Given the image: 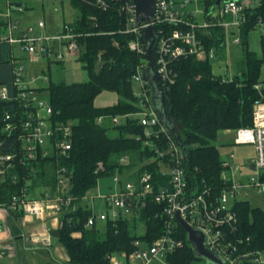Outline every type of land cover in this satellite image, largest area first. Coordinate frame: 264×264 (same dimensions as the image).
I'll use <instances>...</instances> for the list:
<instances>
[{"label":"built area","instance_id":"obj_1","mask_svg":"<svg viewBox=\"0 0 264 264\" xmlns=\"http://www.w3.org/2000/svg\"><path fill=\"white\" fill-rule=\"evenodd\" d=\"M36 1L44 3L47 0ZM54 1L61 4L65 0ZM87 1L103 12L117 4L114 8L124 19L119 33L129 37L127 48L143 57L131 75L136 111L99 116L96 123L101 125L108 121L111 126H122L130 120L139 126L141 132L133 135V138L151 153V157L141 165L155 163L166 179L163 185L154 190L152 174L147 170L140 171L135 180L115 172L108 193L85 196L92 207L95 200H99L101 206L95 216L89 217L86 226L96 221H114L132 216L146 207L149 197L162 206L164 233L149 245L135 241V249L129 254L121 252L110 255L109 264H166L167 254L183 245V241L174 235L176 214L205 236V248L219 255L225 264H264V252L242 249L243 240L235 235L237 213L233 210L235 203L246 201L248 190L264 200V101L254 103L250 125L235 130L232 142L254 146L255 156L246 161L244 167L255 175L249 176L247 183L233 179L228 160L233 158V154L230 153L222 162L221 178L226 182L225 187L213 194L205 185L190 187L181 148L165 127L152 102L151 86L142 76V71L147 70L149 64L144 55V28L153 30L155 42L152 54L155 58L152 57L157 80L163 90L176 79V72L170 66L172 62L188 57L197 60L216 57L214 50H206L202 43V37L209 35L210 29L222 28L227 45L238 43L239 38H229V34L232 29L238 30L245 23L248 2L221 0L219 4L210 6L212 0H154L155 12L147 21H138L132 0ZM24 11L25 6L10 2L0 9V46H10L9 63L12 65L10 86L0 84V101L10 102L14 106L12 110L5 111L1 118L0 179L10 176L16 183L18 169L30 167L29 174H32L35 164L51 158L54 162L53 183L39 197H33L27 187H22L18 194L11 197L9 205L0 207L8 212L22 213L23 217L43 221L48 216L58 215L73 200L66 194L68 170L59 161L67 158L72 148L74 122L57 120L49 101L42 97L49 83L48 74L42 71L36 75L28 74L20 61L27 58L32 62L43 60L44 63H60L65 58L77 59L80 47L76 41L78 35L70 26L63 25L62 33L51 36L43 32V19L35 24L18 25L17 19ZM255 29L264 33V22L258 20ZM56 42L58 49L54 47ZM128 164V157L119 159L121 167ZM104 169L103 163L98 162L95 173H102ZM26 240L33 245L49 247L53 238L50 228L42 225V229L28 233Z\"/></svg>","mask_w":264,"mask_h":264},{"label":"trees","instance_id":"obj_2","mask_svg":"<svg viewBox=\"0 0 264 264\" xmlns=\"http://www.w3.org/2000/svg\"><path fill=\"white\" fill-rule=\"evenodd\" d=\"M25 1L10 0V3L24 5ZM216 1L212 0L210 6H214ZM69 2L76 11V17L63 25L72 27L78 35L76 41L80 50L77 60L86 72L87 80L71 84L52 82L49 71L47 73L50 83L44 95L54 117L74 122L72 148L68 157L59 161L68 170L66 194L73 200L57 215L60 224L53 230L52 238L64 248L69 264H109L110 255L129 254L135 249V241L149 245L164 233L162 206L149 197L146 207L132 216L96 221L86 226L89 217L96 214L94 205L92 207L85 199L86 194L96 187L101 177H112L115 172L129 173L127 179L135 180L140 171L147 170L152 174L154 190L166 179L155 163L141 165L151 157V153L133 138L141 132L139 126L130 120L122 126L96 123L99 116L122 115L137 109L131 75L143 57L131 52L127 48L129 37L119 33L124 19L114 8L117 4L103 12L87 0ZM245 15V23L236 32L239 41L233 44L240 48L241 60L235 62L231 77L213 72L212 61L225 62L227 47L225 31L215 27L209 30V35L202 37V43L206 50L213 49L216 57L205 60L188 57L172 62L170 66L176 72V79L163 88L174 130L186 147L184 169L190 187L205 185L213 194L219 193L226 184L221 178L223 159L214 142L221 131L249 126L254 103L264 101V94H261L264 82L259 79L260 68L264 65V36L259 39L260 55L249 46L250 32L255 30L258 20L264 22V0L248 6ZM234 34L230 32L229 38ZM9 48L8 44L0 46V84L10 86L12 65L9 63ZM102 91L114 92L118 96L116 104L96 107L93 101ZM12 108L14 106L10 102L0 101V130L3 113ZM111 131L116 135H110ZM122 156L129 158V164L124 168L119 165ZM50 159L35 164L32 174H29L30 167L18 169L16 183L10 176L0 179V205H9L11 197L22 187H27L33 197L37 193L41 196L44 190L52 187L54 162ZM98 162L104 165L102 173H95ZM233 210L237 213L235 235L243 240L242 249L264 252V211L251 207L248 201L235 203ZM9 213L17 218L22 216V213L12 210ZM175 222L174 235L183 241V245L168 253L165 263L208 264L194 253L185 230L177 220Z\"/></svg>","mask_w":264,"mask_h":264},{"label":"rangeland","instance_id":"obj_3","mask_svg":"<svg viewBox=\"0 0 264 264\" xmlns=\"http://www.w3.org/2000/svg\"><path fill=\"white\" fill-rule=\"evenodd\" d=\"M8 2H10V0H0V9L5 7ZM45 2L47 3L44 4V11L40 9V4H34L35 9L32 13H27L24 17L17 19L19 22L18 25H27V23L34 24L38 20L43 19L46 25V34L53 36L62 33L64 27L63 24L72 22L74 16H76V11L71 7L68 0H65L64 3H61L63 6H60L58 11H54L53 7L49 5L51 1L47 0ZM231 32L235 33L232 36H237V29L234 28ZM258 33L260 32L256 31L250 36L249 41L251 44L249 46L252 51L260 55ZM54 47H56V49L59 48L58 42H56V46ZM234 50L235 51L232 52L231 58L226 63L221 60L212 61L213 72L215 74L227 75L228 77L233 75L235 71V62L239 63L241 60L240 48L236 46L234 47ZM20 63L23 65L25 72L28 74L31 72H33L35 75L40 73V71L45 68V65L47 68V64H44L43 60L32 62L26 58L22 59ZM50 65L49 74L52 82L64 81L67 84H71L81 83L87 80L86 72L83 70L81 63L77 59L65 58L61 63ZM45 72L48 73V70H45ZM259 76L260 81L264 82V65H262L260 68ZM42 97L45 98V95L42 94ZM117 101L118 96L114 92L102 91L100 94H98V96H96L93 102L96 107L103 108L113 106ZM105 124L107 125L109 122L105 121ZM234 131L235 130L221 131L218 135V138L214 142V145L218 148L220 157L222 159L227 158L228 154L230 153L233 154V158L228 159L229 168L232 175L231 177L236 180H241L243 183H247L249 176L255 175V173L250 172L244 166L246 161L252 159L255 156V149L254 146L250 144H233ZM109 134L112 136L116 135V133L113 131H111ZM128 175L129 173H126V176ZM97 182L98 183L96 187L88 192L90 197L97 196L98 194L101 195L108 193L110 185H112V180L109 176L101 177V179H99ZM38 194L39 193H37L36 197H39ZM246 201H248L251 207L259 208L264 211V200L257 197L255 192L252 190H248ZM94 207L97 212L101 210L99 200L94 201ZM18 232H20V230L16 222L11 218L10 213L5 208L0 207V259L13 258L14 261H17V264H25L26 257L24 252L26 251V244L23 238L15 239V235L18 234ZM49 250L50 249L41 248L39 252L44 256H48V254H50ZM13 260L11 261L13 262ZM12 262L8 261V263Z\"/></svg>","mask_w":264,"mask_h":264},{"label":"water","instance_id":"obj_4","mask_svg":"<svg viewBox=\"0 0 264 264\" xmlns=\"http://www.w3.org/2000/svg\"><path fill=\"white\" fill-rule=\"evenodd\" d=\"M122 1V0H120ZM221 0L216 1V5L220 3ZM135 4L136 9V17L138 21H147L149 16H151L155 12V2L154 0H132ZM143 41L145 47V57L148 60V69L142 71V76L145 78L151 86L152 91V102L158 111L160 117L162 118L165 127L171 132L174 136L177 144L180 146L182 155L184 157V162L186 161V147L179 141L178 136L174 130V121L168 113L169 105L167 100L165 99L164 91L161 89L157 75L155 72V63L152 57V47L155 42V37L153 35V30L150 27L143 29ZM261 94H264V86L261 88ZM176 219L179 222L180 226L186 232V239L188 240L191 248L194 253L204 259L208 264H225L224 260L214 252L209 251L204 246L205 236L198 230L193 229L187 223L182 220L178 214H176ZM57 233H53L56 235Z\"/></svg>","mask_w":264,"mask_h":264},{"label":"crops","instance_id":"obj_5","mask_svg":"<svg viewBox=\"0 0 264 264\" xmlns=\"http://www.w3.org/2000/svg\"><path fill=\"white\" fill-rule=\"evenodd\" d=\"M49 1H51L49 5H51L53 7L54 11H58L60 9V6L61 7L63 6V4H59L54 0H49ZM245 1L248 2L249 6H254L258 0H245ZM45 3H47V2L40 3L39 1H36V0L25 1V4L23 5V6H25V11L20 17H24L27 13H32L33 10L35 9L34 4H40V6H41L40 9L42 11H44V4ZM55 8H57V9L55 10ZM75 17L76 16H74V18ZM25 25L26 24H23V26H25ZM27 25H29V23H27ZM45 27H46V25H45ZM45 27L43 29L44 33H45ZM256 31L260 32V33H258V40L260 39V36H264V33L262 30H260V29L256 30L255 29L252 32H250L249 38ZM46 35H48V34H46ZM250 44L251 43L249 41V45ZM236 46L237 45H233L230 43L227 45V47H226V61L225 62H227L231 58L232 52L235 51L234 47H236ZM44 64H47V68L45 65V68L42 69V72L47 73V72H45V70H48L50 73V66H51L50 64H58V63H50L49 62V63H44ZM31 73H33V72H31ZM10 216L16 222V224L20 230V232H18V234L15 235L16 236L15 239L23 238V240L25 241V244H26V246H25L26 251L24 252L25 257H26L25 258V264H69L68 256H67L64 248L60 244H57L56 240L53 239L52 244L49 247H43V245L40 246L37 244L33 245L28 240H26L28 233L42 229V225H46L48 228H50L51 234H52L53 230H56V225L59 224V219H58L57 215L48 216L43 221H39V220H35L31 217H23V216L17 218L12 214H10ZM41 248L50 249L49 250L50 254H48V256L42 255V253L39 252V250ZM11 260H13V258L0 259V264H17V261L13 260V262H12ZM8 261L12 262V263H8Z\"/></svg>","mask_w":264,"mask_h":264}]
</instances>
